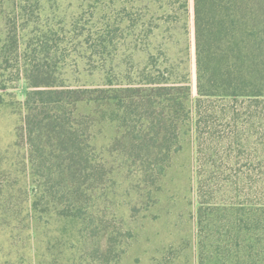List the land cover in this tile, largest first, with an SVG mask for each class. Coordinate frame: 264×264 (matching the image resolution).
<instances>
[{
	"label": "trees",
	"instance_id": "trees-1",
	"mask_svg": "<svg viewBox=\"0 0 264 264\" xmlns=\"http://www.w3.org/2000/svg\"><path fill=\"white\" fill-rule=\"evenodd\" d=\"M64 4L0 0V111L18 117L13 148L22 153L0 197L25 215L24 226L10 229L31 241L39 216L57 219L78 243L94 242L102 264L119 259L127 232L113 236L109 225V165L119 159L154 183L182 131L194 135L201 205L253 199L264 208V0L164 2L165 14L177 5L184 16L180 57L169 37L127 43L138 15L123 27L110 14L98 17L95 5ZM22 79L24 100L16 93ZM100 124L116 132L101 152Z\"/></svg>",
	"mask_w": 264,
	"mask_h": 264
},
{
	"label": "rangeland",
	"instance_id": "rangeland-1",
	"mask_svg": "<svg viewBox=\"0 0 264 264\" xmlns=\"http://www.w3.org/2000/svg\"><path fill=\"white\" fill-rule=\"evenodd\" d=\"M167 1L65 0L64 5L74 8L81 4L85 9L95 5L98 17L110 14L118 21L124 20L123 27L129 24V19L138 15L144 20L147 14L145 26L141 20L134 29L125 31L126 42L138 43L139 47L145 43L144 47L170 38L180 57L183 42H187L184 16L177 5L165 14L162 5ZM121 50L125 53L124 48ZM16 93L18 99H25L27 85L23 79L18 82ZM18 122V117L8 110L0 111V184L7 178L14 180L16 174H8L11 162L22 159V153L13 148ZM115 135L112 126H96L97 150L106 149ZM170 157L159 174L153 172L154 183L149 178L143 182L134 166L121 165L119 159L114 158L115 162L109 165L116 176L115 196L107 210L109 225L114 227L113 236L119 230L127 232L121 257L109 264H264V208L253 199L244 206L198 202L192 131L180 133ZM123 175H129L130 179L124 181ZM7 203L0 197V264H102L93 252L94 242L78 243L79 237H71L68 225L57 219L39 216L31 241L20 229L11 230L24 226L25 215L4 208ZM3 210H7L5 215ZM235 216L237 219L232 222ZM7 223L12 226H6Z\"/></svg>",
	"mask_w": 264,
	"mask_h": 264
}]
</instances>
